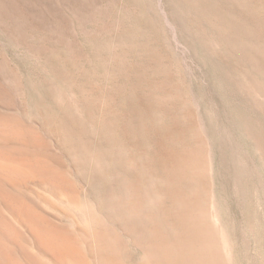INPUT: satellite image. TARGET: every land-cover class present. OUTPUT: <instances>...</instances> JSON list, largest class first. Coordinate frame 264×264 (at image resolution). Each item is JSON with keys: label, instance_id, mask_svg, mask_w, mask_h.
Here are the masks:
<instances>
[{"label": "rangeland", "instance_id": "obj_1", "mask_svg": "<svg viewBox=\"0 0 264 264\" xmlns=\"http://www.w3.org/2000/svg\"><path fill=\"white\" fill-rule=\"evenodd\" d=\"M0 123L24 136L0 159L52 172L23 174L15 192L72 234L84 264L93 205L129 239L126 263L143 257L126 232L140 236L155 211L201 247L192 215L205 210L229 264H264V0H0ZM128 191L138 220L125 212Z\"/></svg>", "mask_w": 264, "mask_h": 264}, {"label": "bare ground", "instance_id": "obj_2", "mask_svg": "<svg viewBox=\"0 0 264 264\" xmlns=\"http://www.w3.org/2000/svg\"><path fill=\"white\" fill-rule=\"evenodd\" d=\"M4 120V119H3ZM5 121V120H4ZM13 125V124H12ZM25 134V133H24ZM23 134V135H24ZM27 134V133H26ZM28 136V135H27ZM32 136V135H31ZM24 138V136H22V131L20 129H18L17 127L14 126H6L3 123H0V148H5L7 149V147H11L12 145H10L8 142L11 140H15V139H22ZM26 138V137H25ZM34 138V137H33ZM27 139V138H26ZM30 139V138H29ZM28 140V139H27ZM31 140V139H30ZM17 141V140H16ZM23 141V140H22ZM25 141V140H24ZM19 142V141H18ZM17 142V143H18ZM31 142V141H30ZM14 143V141H13ZM17 143H14L15 145ZM20 143V142H19ZM8 144L10 146H8ZM34 144V143H32ZM19 144H17L16 146H18ZM26 146V144H23ZM24 146V147H25ZM31 146V145H29ZM26 146L25 149H23V151H29L31 147ZM38 146V145H37ZM13 147H15L13 145ZM21 147V144L19 146V148ZM29 147V148H28ZM35 147V145H34ZM33 147V148H34ZM39 147V146H38ZM16 148V147H15ZM18 148V147H17ZM22 148V147H21ZM36 148V147H35ZM4 149V150H5ZM9 151L12 153L13 151L10 150V148H8ZM12 149V147H11ZM37 149V148H36ZM15 150V149H14ZM32 150V149H31ZM18 151H21L20 149H18ZM24 151V152H25ZM39 151V149H38ZM8 152V150H7ZM10 152H8V154H11ZM31 152V151H30ZM33 152V151H32ZM1 153V152H0ZM29 153V152H26ZM38 153V152H37ZM36 153V154H37ZM45 153V152H44ZM2 154V153H1ZM32 154V153H31ZM34 154V153H33ZM6 155V154H5ZM4 155V156H5ZM3 157V156H0ZM10 157V156H9ZM168 160V159H167ZM169 161V160H168ZM41 163V161H40ZM168 163V162H167ZM42 164V163H41ZM41 164L38 163H32V162H25L24 161H17L14 160L13 158H3L0 159V264H59V263H55L56 261L61 262V264H84L86 261L85 259H79V255L74 256V244L72 243V240L70 239V235L67 233H62V232H58L57 230H54L53 228H49L44 222L45 221H41L39 219V217H37L35 214L31 213L26 207L25 204L26 202L24 201V199L21 197V192L18 193L20 190H18V192H15L16 189H18L19 187H21L23 184L21 183V178L23 174H28L30 176H41V177H45V179H47L51 174V170L48 169L46 166H42ZM45 165V164H44ZM161 165H165V164H161ZM167 165V164H166ZM169 165V164H168ZM164 167V166H163ZM168 169V168H166ZM165 170V169H164ZM173 170V169H172ZM147 171V170H146ZM174 171V170H173ZM54 172V171H53ZM149 172V171H148ZM154 173V170L153 172ZM177 173V172H176ZM167 174V172H166ZM137 175V174H136ZM169 175V174H168ZM135 176V175H133ZM153 176V175H152ZM155 176V175H154ZM165 176V175H164ZM173 176V175H172ZM178 176V174H177ZM127 178V176H125ZM124 177V179H125ZM137 177V176H136ZM135 177V178H136ZM168 177V176H167ZM180 177V176H179ZM27 178V177H26ZM57 178V177H56ZM138 178V177H137ZM171 178V176H170ZM39 179V178H38ZM139 179V178H138ZM172 179V178H171ZM178 179V178H177ZM127 180V179H126ZM140 180V179H139ZM146 180V179H145ZM164 180V179H163ZM173 180V179H172ZM23 181V180H22ZM25 181V180H24ZM177 181V180H176ZM180 181V180H179ZM123 182V181H122ZM25 183V182H23ZM131 183V181L129 182V184ZM133 183V182H132ZM136 183V182H134ZM138 183V182H137ZM141 183V182H140ZM179 183V182H177ZM181 183V182H180ZM57 184V183H56ZM59 184V183H58ZM123 184H125L123 182ZM148 184V183H147ZM170 184V183H168ZM172 184V182H171ZM170 184V185H171ZM127 185V184H126ZM136 185V184H135ZM141 185V184H140ZM138 185V186H140ZM156 185V184H155ZM24 186V185H23ZM60 186V185H58ZM57 186V187H58ZM124 187V185L121 184V187ZM130 186V185H128ZM132 186V185H131ZM136 186V187H138ZM166 186V184H165ZM173 186V184H172ZM178 186V185H177ZM18 187V188H16ZM151 187V186H150ZM163 187V186H162ZM174 187V186H173ZM176 187V186H175ZM180 187V184H179ZM178 187V188H179ZM16 188V189H15ZM127 188V186H126ZM140 188V187H139ZM158 188V187H157ZM170 188V186H169ZM168 188V189H169ZM59 189V188H58ZM141 189V188H140ZM143 189V188H142ZM145 189V188H144ZM143 189V190H144ZM154 189V188H153ZM25 190V189H24ZM121 190V189H120ZM125 190V189H124ZM155 190V189H154ZM162 190V189H161ZM164 190V189H163ZM173 190V189H172ZM180 190V189H179ZM130 191V190H129ZM129 191H128V196H129ZM136 191V190H134ZM140 191V190H138ZM137 191V192H138ZM152 191V189H151ZM177 193L178 190L176 189ZM132 192V190H131ZM145 192V191H143ZM144 195H146V192L143 193ZM148 192V191H147ZM153 192V191H152ZM157 192V191H156ZM181 192L182 189H181ZM154 194H156L155 192H153ZM23 194V193H22ZM125 194V192L123 193ZM132 194V193H131ZM130 196L132 198H129L127 201V203L125 204V212L127 211L130 215H134L135 214V218H136V213L138 212V209L140 207V203H138V199L137 197L135 198V195L137 194H133ZM159 194V193H158ZM182 194V193H181ZM143 195V196H144ZM149 195V193H148ZM147 195V197L149 198V196ZM120 196V195H119ZM150 198L154 197L150 194ZM28 197V196H27ZM121 197V196H120ZM119 197V202L120 205L121 204V200L122 203L125 201L123 200V198H126V195L123 196V198ZM142 197V196H141ZM161 198V197H160ZM40 199V198H39ZM121 199V200H120ZM209 199V198H208ZM38 200V199H37ZM142 200V198H141ZM140 200V201H141ZM152 200V199H150ZM156 200V198L154 199ZM160 200V199H159ZM163 200V198H162ZM161 200V201H162ZM211 200V199H209ZM116 201V200H115ZM153 201V200H152ZM173 201V200H172ZM36 202V201H35ZM34 202V203H35ZM142 202H148L147 200L143 199ZM207 202V201H206ZM213 202V201H212ZM39 203V201H38ZM150 203V202H149ZM159 203V202H158ZM166 203V202H165ZM171 203V202H170ZM208 203V202H207ZM206 203V205H207ZM71 206V202L69 203ZM112 204V203H111ZM116 203H114L115 205ZM142 204V203H141ZM153 204V203H152ZM155 204V201H154ZM157 204V203H156ZM160 204H163L160 203ZM78 205V204H77ZM84 205V204H81ZM118 205V203H117ZM119 205V206H120ZM148 204H146V207ZM159 205V204H158ZM157 205V208H159V206ZM177 205V203H176ZM182 205H184L182 203ZM73 206V204H72ZM142 206H144L142 204ZM156 206V205H155ZM166 206V205H163ZM214 206V205H213ZM86 208H88L87 206H84ZM90 207V206H89ZM94 207V205H93ZM91 206V208H93ZM102 207V206H100ZM104 207V206H103ZM102 207V208H103ZM107 207V206H106ZM168 206H166L167 208ZM183 207V206H182ZM203 207V206H202ZM5 208H8L5 211ZM78 210V207H76ZM83 208V207H82ZM81 207H79V209H82ZM91 208H89L90 210H92ZM95 209H97L98 212H96V210L94 211V213H92L90 210L89 212L85 210V219H84V224L89 227L87 232H85V234L80 235L85 237V242L83 240V244L85 243V245H87V249L85 250L88 251L90 253V259L89 256H87L86 254H84V252L82 253L83 255H86L88 257V262L86 264H88L90 262V264H129L126 263L125 260H123V256H121L122 252L125 251L126 253V247L127 244L129 245V239L128 242L125 241L124 237H123V233H122V229L118 228V224L112 220L109 215L105 216V218H107L108 220L105 221L106 219H102V214L101 211L98 210L99 207H94ZM144 209V207H142ZM141 208V209H142ZM156 208V209H157ZM164 208V209H166ZM193 208V207H192ZM205 209H208L206 207H204ZM106 209L107 208H103ZM152 209V208H150ZM148 209L146 210H149ZM162 209V208H161ZM203 209V208H202ZM210 209V208H209ZM75 210V207H74ZM105 210V213H106ZM113 210V209H112ZM116 210V209H114ZM113 210V212H114ZM154 210V208H153ZM159 210V209H157ZM176 210V209H175ZM185 210V209H184ZM188 210V209H187ZM198 210V209H197ZM214 210V209H213ZM79 211V210H78ZM77 211V212H78ZM82 211V210H81ZM104 211V210H103ZM108 211V210H107ZM143 211V210H142ZM145 211V210H144ZM155 211V210H154ZM163 211V210H161ZM166 211V210H165ZM170 211V210H169ZM168 211V212H169ZM177 211V210H176ZM205 210H203L204 212ZM209 211V210H207ZM76 212V211H75ZM124 212V211H123ZM124 212V213H125ZM126 212V214H128ZM152 212V211H151ZM157 212V211H155ZM155 212L154 215L151 214V217L149 219V227L148 226H143L146 227L144 228L143 231H141V223L138 227H140V231H141V235L140 236H136V234L138 233H130V232H126V234H128L127 236H129L133 242L134 247L138 248L139 250L141 249V251L143 252V257L142 260L140 261L139 264H229L228 263V259L226 257V255L228 256V254L225 251V247H224V243L223 241L220 239V237H218V233L216 235L215 233V227L214 229L212 228L213 225H208L207 223L209 222H203V219L205 220L206 218H204L203 212L196 211L195 215L193 214L192 217H194V224H193V219H192V223L190 222V224L195 225L194 228H192L190 226V228L195 229V227L197 226L199 228V230H193L195 231H199V234L201 233L203 240H201V247L196 246L192 241L187 239V235L189 233L192 234V232H188L187 235L184 233V235H186L187 237H184V235L179 234L176 230L172 233V230L170 229V231H168V228H164L162 225H164V223H162L161 225H159L160 223L158 222V220L156 221L154 219L155 217ZM159 212V211H158ZM164 212V211H163ZM210 212V211H209ZM208 212V213H209ZM83 213V212H82ZM117 213V214H116ZM114 212V215L116 216H112L115 218L118 217V213L119 212ZM144 213H149V212H144ZM160 213V212H159ZM165 213V212H164ZM192 213V212H190ZM206 213V211L204 212ZM211 213V212H210ZM213 213V212H212ZM77 214V213H76ZM100 215L99 216L97 215ZM108 214V212H107ZM120 214V213H119ZM125 214V215H126ZM168 214V213H166ZM171 214V211H170ZM169 214V215H170ZM189 214V213H188ZM78 215V214H77ZM80 215V212H79ZM129 215V216H130ZM150 215V214H149ZM158 215V214H156ZM161 215V213H160ZM159 215V216H160ZM172 215V214H171ZM179 215V214H178ZM180 215H183L180 212ZM179 215V216H180ZM186 214H184L185 216ZM210 217L211 214H209ZM217 215V214H214ZM39 216V215H38ZM82 216V215H80ZM79 216V217H80ZM121 216V215H120ZM120 216L118 217L119 221ZM128 216V215H127ZM139 217H141V215H138ZM138 216H137V220H138ZM143 216V215H142ZM148 216V215H147ZM167 216V215H166ZM173 216V215H172ZM181 216V217H184ZM191 216V214H190ZM42 217V216H40ZM78 217V216H77ZM144 217V216H143ZM146 217V216H145ZM157 217V216H156ZM165 217V216H164ZM171 217V216H170ZM186 219L187 216H185ZM189 217V216H188ZM206 217H208L206 215ZM75 218V217H74ZM104 218V217H103ZM167 218H169L167 216ZM191 218V217H190ZM218 218V217H217ZM48 218H46L47 220ZM78 218H76L77 220ZM100 219L105 221V228L103 229V221L102 222V226L99 225V228H101L100 230H97V225L96 223H100ZM128 219V218H127ZM126 219V220H127ZM146 218H144L145 221ZM182 219V218H181ZM208 219V218H207ZM75 220V219H74ZM75 220V221H76ZM125 220V219H124ZM148 220V217L147 219ZM161 220H163L161 218ZM165 220V219H164ZM179 220V219H178ZM214 220V219H213ZM48 221V220H47ZM80 221V219H79ZM76 221V222H79ZM117 221V220H116ZM127 220V223H123L124 226L128 225L129 226ZM142 221V220H140ZM170 221V220H169ZM169 221H165L168 222ZM172 221V219H171ZM208 221V220H206ZM216 221V220H215ZM50 222V221H49ZM49 222H47V224H49ZM75 222V223H76ZM118 222V221H117ZM121 222V221H120ZM119 222V223H120ZM124 222V221H123ZM134 222H138L135 221ZM148 222V221H146ZM145 222V223H146ZM164 222V221H163ZM202 222H203V226H202ZM217 222V221H216ZM215 222V223H216ZM219 222V221H218ZM80 223V222H79ZM97 223V224H98ZM170 223V222H169ZM172 223V222H171ZM189 223V222H188ZM211 223V222H210ZM213 223V222H212ZM211 223V224H212ZM28 226L31 227L35 226V230H31L26 228ZM81 224V223H80ZM122 224V223H121ZM143 224V223H142ZM147 224V223H146ZM147 224V225H148ZM178 224V223H176ZM183 224H184V219H183ZM78 225V224H75ZM96 225V227H94ZM120 225V224H119ZM133 225V224H131ZM138 225V224H137ZM187 225V224H186ZM189 225V224H188ZM215 225V224H214ZM55 226V225H54ZM82 226V225H81ZM101 226V227H100ZM107 226V228H106ZM118 226V227H117ZM123 226V225H122ZM123 226V228H124ZM168 226V225H167ZM170 226H174V224H170ZM185 226V225H184ZM212 226V227H211ZM29 227V228H30ZM134 227V225H133ZM171 227V228H172ZM196 227V229H198ZM202 227V228H201ZM34 228V227H33ZM56 228V227H55ZM75 228V227H74ZM78 228V226L76 227ZM126 228V229H128ZM137 227L135 226V229ZM58 229V228H57ZM64 229V228H63ZM71 229V228H70ZM107 229V230H105ZM121 229L122 231L119 232ZM132 229V228H129ZM132 232H134V230ZM173 229V228H172ZM80 230V229H79ZM79 230L76 229V231L78 232ZM86 230V229H85ZM119 230V231H118ZM187 230V229H186ZM69 231V229H68ZM80 231H83L82 229ZM131 231V230H130ZM138 231V230H137ZM139 231V233H140ZM188 231V230H187ZM185 231V232H187ZM136 232V230H135ZM174 235V238H171V234ZM195 234H197L195 232ZM125 235V234H124ZM198 235V234H197ZM225 237V236H224ZM73 238V237H72ZM76 238V237H75ZM78 238V236H77ZM126 238V237H125ZM79 239V238H78ZM82 239V238H81ZM79 239V240H81ZM195 239H197L195 237ZM195 239H193V241H196ZM198 239H199V235H198ZM226 239V238H225ZM224 239V240H225ZM78 241V240H77ZM227 241V240H226ZM74 242V241H73ZM80 242V241H78ZM77 242V243H78ZM198 242V241H197ZM76 243V244H77ZM82 244V245H83ZM229 244V242L227 243ZM79 245V244H78ZM200 245V244H198ZM230 245V244H229ZM79 247V246H78ZM84 247V245H83ZM131 247V246H130ZM129 247V249H130ZM77 248V246H76ZM75 248V249H76ZM231 248V247H229ZM79 248H77L78 250ZM84 249V248H83ZM126 249V250H125ZM132 249V248H131ZM200 249L204 251L205 254H203L205 257H201L199 254H201L203 251L200 252ZM76 250V251H77ZM230 250V249H229ZM104 251L105 254H104ZM111 251V252H110ZM128 251V250H127ZM199 251V252H198ZM87 252V254H88ZM110 252V253H109ZM130 252V251H128ZM76 253H79L78 251ZM106 253H109L106 255ZM199 253V254H198ZM232 253V252H231ZM127 254V253H126ZM142 254V253H141ZM85 256V257H86ZM79 257V258H78ZM84 257V256H83ZM128 257V256H127ZM125 259V258H124ZM134 260V259H133ZM230 261V259H229ZM84 262V263H83ZM131 262V261H130ZM231 262V261H230ZM133 264V262H131Z\"/></svg>", "mask_w": 264, "mask_h": 264}]
</instances>
